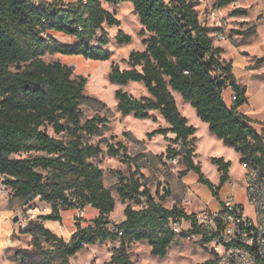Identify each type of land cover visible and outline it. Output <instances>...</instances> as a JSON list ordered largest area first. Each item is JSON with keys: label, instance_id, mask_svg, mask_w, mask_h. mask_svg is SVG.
Returning a JSON list of instances; mask_svg holds the SVG:
<instances>
[{"label": "trees", "instance_id": "1", "mask_svg": "<svg viewBox=\"0 0 264 264\" xmlns=\"http://www.w3.org/2000/svg\"><path fill=\"white\" fill-rule=\"evenodd\" d=\"M237 0H216L223 7ZM131 2L142 26L144 50L132 51L129 68L112 63L108 79L120 86L131 82L143 83L148 95L135 97L123 88L115 91L117 107L122 115L149 119L158 111L169 127L158 128L148 134H175L179 147H168L170 157L182 154V145L196 141L197 127L189 124L182 114L175 93L189 102L198 117L208 123L209 131L226 146L240 154V162L250 161L264 169V134H259L238 108L246 102V85L238 83L232 62L221 58L223 49L214 45L212 28L202 23L193 0H0V179L13 187L14 195L27 204L35 200L50 206V212L30 222L24 232L33 235V247L18 249L14 258L20 264H72L87 245L121 239L113 248L112 263L132 264L127 243L147 241L151 253L159 258L168 255L177 233L168 227L173 215L188 216L178 206L166 208L165 196L156 200L149 187L132 172L129 178L120 177L118 193L123 200L137 201L141 208L128 204L125 219L117 224L123 235L106 227L105 215L115 209V198L104 184L103 169L90 161L107 147L109 155H122V161L137 169L127 146L101 138L97 144L86 137L100 136L107 126V117L100 112L107 108L100 99L85 94L87 77H73L72 68L60 60L47 62L46 54L82 55L87 59L107 61L112 52L104 25L119 26L120 20L104 4L119 5ZM247 10L236 8L231 16L246 15ZM256 30L250 26L237 31L251 36ZM78 40L65 45L57 35ZM100 34V36H99ZM119 43L131 42V35L119 31ZM230 81L238 99L228 106L222 89ZM95 111L93 117L82 120L81 106ZM156 120V117H153ZM52 127L54 134L49 133ZM65 135L67 141L57 135ZM36 156L16 157L23 152ZM194 147L183 154L188 170L199 174V181L217 194L218 188L230 178L231 161L212 157L220 171V185L215 186L204 176L202 167L193 161ZM46 171V173H44ZM97 209L95 225L77 228L72 239L46 227L44 221L62 222L61 207ZM194 232L198 228L193 229ZM180 235L186 236L183 232ZM51 243L45 248L42 241ZM210 239L205 236L203 241ZM208 261L200 264H207Z\"/></svg>", "mask_w": 264, "mask_h": 264}, {"label": "rangeland", "instance_id": "2", "mask_svg": "<svg viewBox=\"0 0 264 264\" xmlns=\"http://www.w3.org/2000/svg\"><path fill=\"white\" fill-rule=\"evenodd\" d=\"M71 2L75 0H64ZM214 2V0H213ZM251 3V14L255 16L261 7V3ZM105 8L114 13L120 20L119 26L104 25L108 32L109 44L106 46L112 52V56L107 61L87 59L82 55H65L60 53L46 54L43 59L47 62L60 60L68 64L73 70V77L84 75L87 77V85L85 94L96 97L106 103L107 108L100 112L101 116L107 117V126L104 128L103 135L86 137V140L97 144L101 138H106L109 142L116 144L121 142L127 146L128 153L133 157V164L142 165L140 169L136 166H130L122 161V155L112 156L107 152L104 143L101 147L104 151L97 157L90 159L93 163L99 165L104 171V184L109 188L115 198V209L110 213V218L120 223L124 219V210L128 204L134 208H141V204L137 201L123 200L118 193L120 177L129 178L132 172L136 173V178L143 181L150 188L152 195L159 200L163 195L165 200L163 205L166 208L178 206L184 209L188 214L196 213L209 203L212 209L221 206V199L228 193H235L237 200L242 203L246 209V213L252 215V206L250 205L244 189V169L238 156V152L234 148L226 146L223 141L201 124L195 118V110L191 104H182V98L178 93L175 97L178 100L177 105L180 107L184 115L191 121L190 124L198 128V141L188 142V148L194 147L193 161L200 164L204 176L208 178L215 186L220 185V171L218 166L211 161L212 157H223L226 161H231L230 177L231 179L218 188L217 194L206 184L199 181V174L195 170H188L187 163L182 154L177 155L179 161L173 163L167 148L179 147L178 143H174L172 138L175 134L168 133L148 134L158 128L169 127V124L163 119L158 111L152 112L149 119H137L133 115L124 116L117 107V99L115 91L123 88L135 97L148 95V91L143 83L131 82L127 85L120 86L111 83L108 79L112 63L119 64L121 68H129L128 58L132 51L144 50L146 46L143 44V36L141 34L142 26L139 16L134 10L131 2H125L119 5L104 4ZM229 7L220 9L222 12ZM229 28L225 29L227 38L233 37L237 31L245 24L239 18L231 20ZM264 28V25L263 27ZM131 35V42L119 43L116 35L119 31ZM100 36V34H99ZM247 38L248 36H244ZM57 38L65 45H75L78 40L74 37L58 34ZM252 52H257L253 50ZM259 58V57H258ZM257 61L256 64H260ZM253 89V87H252ZM226 101L230 104L229 93L225 94ZM83 122L94 116L95 111L86 106H81ZM156 117V120L153 119ZM197 117V116H196ZM49 133L54 134L52 127H49ZM214 135V136H213ZM67 141V137L63 134L57 135ZM187 148V151H188ZM186 151V152H187ZM37 152L21 153L14 155L16 157L36 156ZM46 173V171H44ZM3 179H0V264H19L14 258V254L18 249L32 248L33 235L24 232L19 228L17 223L20 219V213L25 212L30 206L38 207L39 210L34 212L35 218L49 213L46 207L50 208L45 202L32 201L27 204L25 200L4 191ZM217 183V184H215ZM234 183V184H232ZM18 215L17 222L13 218ZM62 222L64 227L58 230L60 236L66 241H70L74 230L77 228V211L75 208L61 207ZM98 217V211L92 206L84 208V215L79 219L82 226H94L95 219ZM53 227V226H51ZM53 232L54 230L51 229ZM121 239H109L106 242H99L95 245L84 246L75 257L71 258L72 264H114L112 263V249L114 246H120ZM42 244L45 248H51L52 244L44 240ZM127 250L132 264H200L208 261L212 253L210 252V244H204L193 238L183 235H177L175 241L169 248L168 255L159 258L151 253V246L147 241H133L127 243ZM7 257V258H6Z\"/></svg>", "mask_w": 264, "mask_h": 264}, {"label": "built area", "instance_id": "3", "mask_svg": "<svg viewBox=\"0 0 264 264\" xmlns=\"http://www.w3.org/2000/svg\"><path fill=\"white\" fill-rule=\"evenodd\" d=\"M35 4H40L42 0H29ZM233 9L239 5L238 1L231 4ZM210 17L214 20V25L219 29L212 32V38L216 40H226L225 29L228 28V20L220 15L217 9L210 12ZM262 20L264 19L261 15ZM225 96L229 93L230 102L234 103L238 99V93L232 88L230 81H226L222 89ZM226 99V98H225ZM171 161H179L177 156L171 157ZM244 169V189L250 205L252 215L246 213V209L240 203L235 193H228L223 196L221 206L212 209L206 203L200 211L189 213L188 216L173 215L168 219V227L175 233H186V237L196 239L204 244H210L211 258L207 264H264V169L258 164L250 161L242 162ZM4 191L8 194L13 192L11 185H3ZM38 194L34 201H40ZM47 209V207H46ZM38 207L30 206L25 212L20 213L17 223L21 229H26L30 222L36 220L34 212ZM77 217H83L84 209L77 208ZM106 227L109 231L123 235V231L117 226V222L105 215ZM198 231L194 232V228ZM205 236L209 237L208 242H204ZM84 246H87L82 242Z\"/></svg>", "mask_w": 264, "mask_h": 264}, {"label": "crops", "instance_id": "4", "mask_svg": "<svg viewBox=\"0 0 264 264\" xmlns=\"http://www.w3.org/2000/svg\"><path fill=\"white\" fill-rule=\"evenodd\" d=\"M48 1H52V0H48ZM193 1H197L196 11L199 15L200 21L211 27L212 32L219 29L216 25H214V20L210 17V12L213 9H217L220 15L224 16L229 23H231V20L235 18H239L240 20H242L245 26L243 28L242 27L240 28L241 31L247 29L250 26L256 27L255 32L251 36H248L247 38H245L244 35L236 32V34H234L233 37L231 38H227L226 40L214 41V45L217 47H221L223 49V52L221 53L222 59L232 62V72L237 82L246 85L247 100L238 108V111L246 117L248 123L259 134H264V60H259L258 58L264 56V28H262L264 25V19L262 20L260 18L261 15L264 18V0H254L253 3H257V4L261 3V7L255 16H252L251 14L252 2H249V0H237L239 3L237 8H243L247 10V14L241 16H231V12L234 9L231 7L230 4L223 7H218L215 4L216 0H214V2L213 0H193ZM224 7H229V8L226 11L222 12L220 9ZM229 26H231V24L228 25V28ZM253 50H257V52H252ZM257 61H260L261 63L256 64ZM181 103L184 105L189 102H186L182 99ZM227 104L228 106H232V103L229 104L227 102ZM181 112L182 114L184 113L182 110ZM195 118L197 122L200 123L203 122L198 117L196 111H195ZM188 122L189 124L191 122L189 118H188ZM201 124H203L206 128L208 126V123L206 122H203ZM195 135L198 141V128ZM238 156L240 158L239 153ZM230 179L231 177L229 178V180ZM49 210L50 208L48 207L46 212ZM123 219H125V216ZM43 223L45 224L46 227L53 229L54 232L57 234H59L58 230H62L64 227L59 221L47 220L44 221ZM114 247H118V246L115 245ZM81 250L79 252H81Z\"/></svg>", "mask_w": 264, "mask_h": 264}, {"label": "water", "instance_id": "5", "mask_svg": "<svg viewBox=\"0 0 264 264\" xmlns=\"http://www.w3.org/2000/svg\"><path fill=\"white\" fill-rule=\"evenodd\" d=\"M259 60H264V56L262 57H259ZM187 149L184 147V145H182V148H181V152L183 153H186ZM19 219L18 215H16L14 218H13V221L14 222H17Z\"/></svg>", "mask_w": 264, "mask_h": 264}, {"label": "bare ground", "instance_id": "6", "mask_svg": "<svg viewBox=\"0 0 264 264\" xmlns=\"http://www.w3.org/2000/svg\"><path fill=\"white\" fill-rule=\"evenodd\" d=\"M174 93H176V92H174Z\"/></svg>", "mask_w": 264, "mask_h": 264}]
</instances>
